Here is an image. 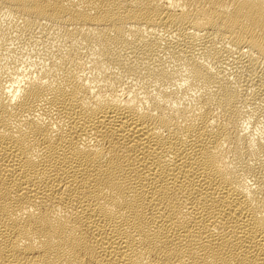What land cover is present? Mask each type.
<instances>
[{"label": "bare ground", "instance_id": "bare-ground-1", "mask_svg": "<svg viewBox=\"0 0 264 264\" xmlns=\"http://www.w3.org/2000/svg\"><path fill=\"white\" fill-rule=\"evenodd\" d=\"M0 264H264V0H0Z\"/></svg>", "mask_w": 264, "mask_h": 264}]
</instances>
